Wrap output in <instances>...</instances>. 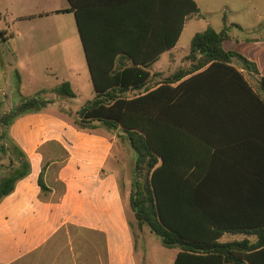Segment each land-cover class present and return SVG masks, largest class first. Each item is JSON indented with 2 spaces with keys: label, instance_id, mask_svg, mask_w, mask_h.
<instances>
[{
  "label": "trees",
  "instance_id": "16d2710c",
  "mask_svg": "<svg viewBox=\"0 0 264 264\" xmlns=\"http://www.w3.org/2000/svg\"><path fill=\"white\" fill-rule=\"evenodd\" d=\"M67 1L70 8L57 12L75 16L95 92L72 121L79 129L103 127L125 136L135 153L129 206L138 229L146 227L164 247L178 248L173 264H264V138L256 140L252 128L260 123L264 133V98L233 61L264 90L256 65L224 50L223 41L230 38L226 26L220 31L207 27L192 36L186 67L152 81L159 74L151 75L143 63L154 56L143 60L127 48L153 41L160 44L159 52L172 48L186 19L198 12L194 0ZM95 5L104 16L100 41L113 36L116 51L109 59L101 52L91 55L85 33L84 11ZM115 54L132 63H114ZM46 91L4 113L0 97V153L9 161V172L0 178V200L30 172L7 129L16 118L51 104L41 97ZM50 92L75 97L68 81ZM225 125L229 148L240 145L244 156L224 154ZM43 170L38 177L42 193L48 190ZM224 234L255 239L222 242Z\"/></svg>",
  "mask_w": 264,
  "mask_h": 264
},
{
  "label": "crops",
  "instance_id": "0c3cea01",
  "mask_svg": "<svg viewBox=\"0 0 264 264\" xmlns=\"http://www.w3.org/2000/svg\"><path fill=\"white\" fill-rule=\"evenodd\" d=\"M194 1L201 15L202 8L197 0ZM69 8H56L51 12ZM225 9L226 6L223 11ZM103 20L97 5L84 11L83 25L92 43L91 55L95 57L94 52H101L109 59L116 49L111 44L112 33L105 42L99 39L104 35L101 31ZM178 41L179 38L172 48L163 52H159L160 44L155 41L127 50L143 60L154 56V60L144 65L161 66L177 51ZM80 46V57L82 55L87 65L82 40ZM223 48L253 62L258 75L264 77V37L245 40L230 37L223 41ZM12 55L17 57L14 52ZM121 55L115 54L114 63H132ZM63 81H68L72 88L71 80L57 76L47 91ZM0 97L2 113L19 104L17 100L15 104H8L7 94L2 90ZM55 99L58 98L38 112L16 118L7 129L8 139L26 155L30 172L0 200V264H150L147 257L137 256L135 236L130 227V223L135 222L134 216L132 211L129 216L127 210L129 195L127 204L112 155L115 134L103 127L77 128L64 117ZM260 125L256 123L252 127L256 140L264 138ZM223 131L224 154L230 158L244 156L240 145L229 148L231 138L226 139V125ZM5 157L8 155L0 153V165ZM43 167V182L48 189L44 193L38 185ZM178 252L175 248L169 264L174 263ZM194 262L191 264H221L219 261Z\"/></svg>",
  "mask_w": 264,
  "mask_h": 264
},
{
  "label": "rangeland",
  "instance_id": "374dc122",
  "mask_svg": "<svg viewBox=\"0 0 264 264\" xmlns=\"http://www.w3.org/2000/svg\"><path fill=\"white\" fill-rule=\"evenodd\" d=\"M197 1L202 8L201 15L195 13L185 22L177 51L169 56L166 63L149 68L151 75L159 74L152 81L164 79L179 68L186 67L185 58L192 36L207 27L218 31L226 26L229 36L238 40L264 37V0ZM69 7L67 0H0V90L7 94L8 104L35 97L40 90H47L54 84L57 76L71 80L75 97H54L49 91L42 93L41 97L51 101L58 98L55 102L59 103L60 111L69 121H72L75 112L94 98L88 66L82 55L80 57L81 40L75 16L72 12H51L56 8ZM13 52L17 57L13 58ZM233 65L244 75L253 90L264 98V90L259 88L256 78L240 70L237 61L234 60ZM113 139V160L127 203L135 153L125 136L115 135ZM3 161L0 175L9 172L8 157ZM127 210L130 216L129 206ZM132 230L138 258L147 257L150 264L170 263L175 248L164 247L146 227L139 230L135 222ZM245 237L255 239L254 236L224 234L220 241Z\"/></svg>",
  "mask_w": 264,
  "mask_h": 264
},
{
  "label": "built area",
  "instance_id": "2783aa9c",
  "mask_svg": "<svg viewBox=\"0 0 264 264\" xmlns=\"http://www.w3.org/2000/svg\"><path fill=\"white\" fill-rule=\"evenodd\" d=\"M0 21H1V18H0Z\"/></svg>",
  "mask_w": 264,
  "mask_h": 264
}]
</instances>
